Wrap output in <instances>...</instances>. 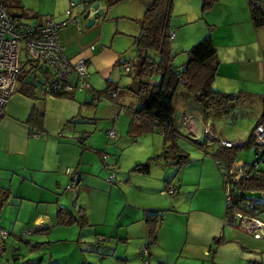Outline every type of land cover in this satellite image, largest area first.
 <instances>
[{
	"label": "crops",
	"instance_id": "obj_1",
	"mask_svg": "<svg viewBox=\"0 0 264 264\" xmlns=\"http://www.w3.org/2000/svg\"><path fill=\"white\" fill-rule=\"evenodd\" d=\"M88 1L90 0H79L77 2L80 4V7L77 11L73 9L71 12V16H76L77 23L69 22L62 26L59 30V39L64 45L66 55L70 59L74 60L79 57L87 59V69L92 89L102 90L109 88L115 91V88H113L114 80H112L115 66L118 65L121 68V61H126L130 58L122 54L121 49L114 48L113 44L110 43L111 41L109 42L108 40L109 37L104 34V18L107 16L106 14L97 18L91 26L86 27L84 25V19H82L78 12L82 9L84 3ZM256 1L259 2L261 8L264 10V0ZM68 2L67 0H37L31 1V6L29 7L23 5L28 10V15L38 17L37 21H43L48 15L61 17L62 15L57 13ZM249 2L250 0H217L207 10L202 12L200 7L201 0H173L171 27L175 31L173 37L176 38L179 36L181 40V46H177L180 49L189 47V45L210 31L217 49L216 57L218 61L217 75L213 81V87L225 92L241 91L243 93L255 94L258 96L257 101L261 105L262 95L264 93V26L256 27L253 24L249 12ZM147 4L148 0H140L139 2L132 3V6L127 5L126 8L133 7L141 10L145 9ZM124 5L125 3L119 5L118 9H126ZM11 16L16 17L14 14H11ZM112 16L116 18L119 15ZM66 18H59L58 21ZM30 19L33 18L30 17ZM91 44L93 48L89 47ZM26 60L23 61L25 65H23L22 61L19 65L12 92L8 97L7 103L3 106L0 115V154L3 157H15V155L25 156V166L28 169L30 165L27 159L31 155V140H35L37 137V139L41 140L39 143L44 144L41 155L42 166L37 168L44 172L39 179L41 183L49 188V182H55L58 188L66 190L68 189L66 185L69 184L72 177V174L70 172L68 173V170L72 168L79 170V180L75 188L68 189L70 194L67 195L69 197L73 196L76 191L80 192L87 188H97V182L103 180L102 175L104 171L99 165L94 164L98 161L95 157L90 159L86 154L94 149L91 145L92 140L89 139L92 133V127L86 126V123H95L97 125L99 117L96 110L87 107L88 102H84L82 97L76 96V90L73 91L71 96L50 95L51 97H45L46 95H43L42 92L40 93L41 87L44 83L50 82L54 78L41 69L39 62L32 61L26 63ZM26 66L28 67L25 69ZM102 78L105 79V84L103 87H100L99 81ZM74 79L75 75L72 73L66 80L74 81ZM127 88L132 92V86L130 84H128ZM253 89L256 92H251ZM114 99L116 100L115 104L124 103L120 102V100L118 101L117 92ZM181 103L183 102L179 97L175 106V125L176 122L181 121L180 112H186L195 116L192 122L195 129L202 126L201 122L204 120L199 119L198 117L200 116L196 117L193 111H184V104ZM189 105L190 107L193 106L191 104ZM114 107L115 105L113 107L109 106V110L111 111ZM114 121L116 120H113L112 123H116ZM122 123L123 121H118L120 127ZM112 127L114 128V126ZM154 132L159 133V142L157 143L159 145L152 142L154 144V151H157L160 146L162 151L164 136L161 132L153 130L142 134H154ZM115 136L109 137L107 132H105L104 136L99 135L100 143L105 139L107 142H105V145L102 144L101 149H95V151L104 162L105 160H103L101 155L102 152L107 154L106 158H109L108 155H116L115 152L120 147L114 163L104 162V165L109 166L111 164H117L118 162L124 165V160L129 162L128 165L132 164L133 161L131 158L128 160L127 155H123L121 152L123 146H119L120 139H118L117 144L114 143L112 147H109L110 139H113ZM127 136L132 141L135 140L128 133ZM114 140L112 141L114 142ZM105 149L113 151V153H109ZM207 153L212 154V152ZM214 159L218 167L219 162L216 158ZM240 161L242 160L239 159L235 165L242 164ZM152 167L153 165H151L148 172H140L146 177L133 176L127 173V177L124 180L123 190H120L122 194L125 191H132V189L138 192L133 199H130L127 195L125 199L128 202L125 203V209L128 206L133 207V209L138 207L143 208H141L142 214L137 213L138 216H132L131 211L125 212L127 215L122 217L120 223L118 222L117 230L120 232V230L124 229L121 240H127L130 237L127 226L134 221L141 222L140 228L145 227L148 236L145 222L146 215L152 210H158L162 217L160 220V228L164 226L168 232L169 239L168 241L165 240L161 252L157 249V246H153L152 249L146 246L149 250L146 259L151 255L150 258H156L157 262L166 258L172 264H264V235L261 238H254L236 226L223 223V217L227 212L226 210L229 211V209L227 208L225 197L224 211V187L219 181L213 163L208 162L204 165V168L214 177L213 188H216L218 203H212V205L209 204L207 198L204 199L201 196H198V202L196 204L184 200V191L182 185H180L181 183L176 186L173 184L175 191L173 193L168 192V194L174 196L176 194V198L170 199V202L169 200H165L162 192L167 187V184L172 183L171 179L173 176H166L167 172H164V170L162 174L159 173L160 176L149 175L151 172H154L150 171ZM103 168L108 170V167ZM218 169L222 173L221 168L218 167ZM124 172L126 173L125 170L121 173ZM138 172L136 171V173ZM132 177L135 182L132 180ZM23 179H26V177L23 176ZM64 180L66 183L65 187H63ZM192 184L196 188H202L201 176L197 181L192 182ZM127 188L129 189L127 190ZM180 192L182 195L177 196ZM193 192H195V189ZM148 196H153L154 200L149 202ZM1 197L2 195L0 193V200ZM20 197L23 198L22 196ZM205 200H208L206 202L208 206L203 203ZM165 203L170 204L171 207H163ZM248 205L252 207L250 204ZM248 205L246 207H249ZM59 206L65 207L77 217L78 212L69 208L65 203L59 202L57 208ZM253 208L258 213L257 208L255 206ZM164 210H169L170 214H172V216L168 217L169 219L166 223L163 222L165 218H163L165 216L163 214ZM232 210L234 211L233 208ZM232 210L230 209V211ZM85 215L86 223L91 225L98 223L93 212L87 211ZM173 216L179 222L180 220L182 221L183 227L180 224L179 227L175 226L176 223L172 221ZM30 220L35 225L44 224L42 225L44 226L42 229H44L47 227L45 224L47 222L45 221L51 219L48 214L39 212L31 217ZM103 222L105 224L107 223V217L103 218ZM178 235L183 238L181 237V244L176 247V241L173 236ZM217 238L219 239L217 240L218 243L216 242ZM157 239V243H159V237ZM56 262L59 261L51 258L45 264H56ZM64 264H72V262L67 260ZM144 264H149V258L147 259V263Z\"/></svg>",
	"mask_w": 264,
	"mask_h": 264
},
{
	"label": "rangeland",
	"instance_id": "obj_2",
	"mask_svg": "<svg viewBox=\"0 0 264 264\" xmlns=\"http://www.w3.org/2000/svg\"><path fill=\"white\" fill-rule=\"evenodd\" d=\"M2 1L9 14L17 15L23 10L22 8H24V6H20V4L14 0ZM21 1H23L22 3L25 6L29 7L31 6V1L37 0ZM78 1L79 0L68 2L67 0L68 4L62 7L59 13H57L62 16H53L55 20L58 21L59 18H66L68 16L66 13L67 9H74L77 11L80 7V4L77 3ZM139 1L140 0H120L109 4L106 12L107 16L104 18V34L109 37L108 40L109 42L111 41L110 43L113 44L114 48L121 49L122 54H125L127 58H131L135 55L133 35L137 34L139 31L140 25L138 19L142 18L144 9L140 10L133 7L126 8V6H132V3ZM72 2L74 3L73 6H71ZM124 3V8L126 9L119 10V5ZM111 15L119 16L115 18L113 16L111 17ZM30 17L33 19H30ZM37 18L36 16L17 17V19H22L24 22L36 21ZM171 41L173 44L172 51L174 53L172 63L174 66L179 67L187 58V54L184 50H187L194 43L189 45V47L180 49L177 48V46H181L179 36L176 38L173 37ZM19 57L22 63L28 58L24 44H20ZM23 65H25V62ZM27 67L28 66H26L25 69ZM126 72L124 64H121V68L116 65L112 77V80H114L113 88H115V93L117 92L118 94V101L124 102L123 104H115L116 100L110 95H105L95 101L93 99L92 90L85 88L76 89V96H80L84 102H88L86 106L95 109L99 117L97 125L95 123H86V126L92 127V133L89 139L92 140L91 145L94 147L93 150H90V153L86 154L90 159L95 157L98 161L94 164L99 165L104 171L102 175L103 180L97 182V188H87L80 192L76 191L73 196L69 197L67 195L70 194L68 189L75 188L79 180V170L72 168L68 170V173L72 171L73 174L69 184L66 185V188H68L66 190L58 188L55 182H49V188L41 183L39 179L44 172L37 168L42 166L41 155L44 144H40L39 142L41 140L37 139V137L35 140H31V155H29L27 159L30 165L28 169H26L25 166V156L15 155V157H3L0 154V185L9 187L10 190H12L10 196L0 204V264H45L47 260L51 258L62 262H56V264H64L67 260L71 261L72 264H144L148 255L141 256V251L144 247L148 246L152 249L153 246H157L160 252L163 249L165 240L168 241L169 238L167 235L168 232L165 230L164 226L160 228L161 221H159L157 226L154 243L148 241L149 237L147 236L146 228H140L141 222L134 221L127 226L130 234L127 240H121L124 229L120 230V232L117 230L118 222L120 223L122 217L127 215L125 212L131 211L132 216H138L137 213L142 214L141 208L143 207L133 209V207L128 206L125 209V203L128 202L125 199L127 195L130 199H133L138 193L133 189L132 191H125L124 194L120 191L123 190L122 186L124 185L127 173L133 176L138 175L140 177H146L140 172L136 173V171L131 170V168L136 162H144L147 160L148 156L157 154L161 151V146L158 147L157 151H154V144L152 143L155 142L157 144L159 142L158 132L139 135L134 141L127 136V125L132 107H138L140 105V100L134 91L130 92L127 88L128 84L132 86V89L137 88V81L133 75V70L129 73ZM154 76L152 78L155 79L156 76ZM104 84L105 79H100L99 86L103 87ZM251 92L256 91L253 89ZM45 97L51 96L47 94ZM257 99V95L246 93L241 95L239 99L230 100L227 106L218 107L211 112L204 111L202 107L196 105L194 102H190V104L193 105L192 107H190L187 102L181 103L184 104V111H193L196 117L200 116L201 118H198L204 120V123L210 126L212 130L210 131L202 126H199L198 129L188 126L184 114L180 112L181 121L176 122V127L181 134H178L175 139L176 146L186 151L193 160L178 171L172 164L164 162L153 164L150 171L154 172H151L152 174L150 173L149 175L160 176L159 173L162 174L164 170V172H167L166 176H173L171 179L172 183L169 185L176 186L181 183L180 185H182L184 191V200L196 204L198 202V196H201V198H207L209 204H217L216 188H213L214 177L204 168V165L208 162L214 164L217 176L223 187L224 177L216 166L213 155L207 152H212L219 144L224 143L225 140L241 143L246 142L262 108ZM114 105L115 107L110 111L109 106L113 107ZM121 105H123L124 110L122 109L119 111ZM117 110L118 115H116ZM113 120H116L114 121L116 123H112ZM118 121H123L121 127L118 125ZM112 126H114V128ZM108 128L116 132V136L113 138L115 140L113 142V139H110L109 147H112L114 143L117 144L118 139H120L119 146H123L121 152L123 155H127L128 160L131 158L133 161L132 164L128 165L129 162L124 160V165H121L119 162L109 166L104 165V162L114 163V159L118 156L120 151V147H118L115 152L116 155H108L109 158H106L107 154L102 152L101 155L103 160H105L104 162L95 151V149H101L102 144L105 145V142H107L105 139L100 143L99 135L104 136ZM171 139V137H168L167 142H171ZM195 141L203 142L206 150L202 147V144L198 145ZM105 150L109 153H113V151H109L108 149ZM236 155V161L233 163L234 166L248 163L255 158L254 146H241ZM239 159L242 160L240 161L242 164L235 165ZM103 167H108V170ZM123 170H125L126 173H121ZM73 175L77 179L75 185H72ZM23 176H25L26 179H23ZM200 176L203 187L196 188L192 182L197 181ZM132 180L134 181L133 177ZM65 184L64 180L63 187H65ZM70 185L71 187H69ZM128 189L129 188H127V190ZM194 189L195 192H193ZM162 194H164L165 200H169V202L170 199L176 198V194L175 196L168 194L166 188H164ZM254 194L259 195L261 193L255 191ZM180 195H182L181 192L177 196ZM148 197L149 202L154 200L153 196ZM208 200L203 201V203L206 204ZM214 201H216V203H214ZM59 202L65 203L76 212L79 206L84 207L85 213L87 211L94 213L98 223L91 225L79 221L66 223L58 222L56 215ZM220 204H222V202H220ZM206 205L208 206V203ZM223 205L225 211V189H223ZM164 206L171 207L168 203H165L163 207ZM39 212L49 215L51 220L45 221L47 222L45 224L48 228L45 227L42 229V227H44L42 225L44 224L37 223L41 225H35L31 222L30 218ZM257 212L259 215L256 214V216L264 222V210L258 209ZM163 214H165V216H163V218L165 217L163 222L166 223L169 219L168 217L172 216V214H170L169 210H164ZM104 217H107L106 224L103 222ZM172 221L176 223V227H179V224L183 227L182 221L180 220L179 222L175 216H173ZM257 230L262 235L256 238L263 237L264 233H262L261 229ZM4 231L6 232L5 235H3ZM157 237H159V243H157ZM173 237L176 241L175 246L178 247L181 244L182 236L178 235ZM145 242H147V244H145ZM150 257L151 255L148 257L149 264H172L166 258L157 262L156 258L152 259Z\"/></svg>",
	"mask_w": 264,
	"mask_h": 264
},
{
	"label": "trees",
	"instance_id": "obj_3",
	"mask_svg": "<svg viewBox=\"0 0 264 264\" xmlns=\"http://www.w3.org/2000/svg\"><path fill=\"white\" fill-rule=\"evenodd\" d=\"M14 1L18 2L20 6H24L21 0ZM116 1L120 0H107L108 5ZM216 1L201 0V11L204 12ZM22 9L20 14H14L16 19L17 17L30 16L25 6ZM249 12L256 27L264 26V10L258 1L250 0ZM172 13L173 0H148L142 18L138 19L139 31L133 35L135 55L126 60L131 64L128 72L133 70V75L137 81V88H133L132 91L137 94L140 100V105L131 110L127 133L133 139L144 132L153 130L161 132L164 136L162 151L148 157L144 162L134 164L131 168L133 171L148 172L151 165L162 162L172 164L178 171L191 161L188 153L176 146L175 139L178 134H181L175 125V106L179 97L183 103L194 102L204 111L211 112L218 107L227 106L230 100L239 99L241 95L246 94L241 91L225 92L213 87L218 61L217 49L210 31L187 50H184L187 58L179 67L173 65L174 53L171 41L173 36L171 32L174 29L171 27ZM27 62H32V60L27 59ZM41 69L47 72L42 67ZM154 75L156 76L155 79L152 78ZM97 91L102 95H110L111 92H115L109 88ZM72 93L73 91H62L54 95L71 96ZM261 106L259 117L253 128L264 123V93ZM168 137L172 138L171 142H167ZM195 142L198 145L202 144L203 148L205 147L203 142ZM244 145L254 146L255 158L244 163L240 169L245 171L244 177L231 183L230 200L226 198L229 211L226 210L225 215L228 213L232 215L236 210L245 214L256 215L258 213L253 208L254 206L257 210L264 209V140L263 143H257L251 130L245 143L236 146L222 143L212 151V154L220 163H218V167L221 168L224 175L236 161L239 147ZM255 191L261 194L255 195ZM0 193L2 195L0 204H2L8 198L10 188L0 185ZM77 212L76 217L65 207L59 206L56 218L58 222L79 221L86 223L84 208L79 206ZM161 218V213L158 210H152L146 215L145 222L150 242L154 241ZM217 240L219 239L217 238L216 242Z\"/></svg>",
	"mask_w": 264,
	"mask_h": 264
},
{
	"label": "built area",
	"instance_id": "obj_4",
	"mask_svg": "<svg viewBox=\"0 0 264 264\" xmlns=\"http://www.w3.org/2000/svg\"><path fill=\"white\" fill-rule=\"evenodd\" d=\"M99 2L101 7L104 9L108 8L106 0H100ZM73 5L74 3L72 2L71 6ZM71 12V9H67L66 13L68 14V18L62 21H57L52 15H48L43 21L36 20L24 22V20L16 19L11 16V14L7 12L3 1L0 0V115L16 81V74L21 63L19 57L20 44H24L25 46L28 55L27 59L39 62L40 66L47 70L54 78L52 81L42 85L41 92L43 95H54L62 91H74L78 88H85L92 90L93 99L95 101L105 96L91 87L87 69V59L83 57L74 60L70 59L64 51V45L60 42V28L69 22L77 23L76 17L71 16ZM174 34L175 31H172L171 35L174 36ZM89 47L93 48V45L91 44ZM122 64H124V68L128 72L131 68L130 62L122 61ZM72 73L75 75L74 81L66 80ZM110 96L115 98L116 93L111 92ZM122 109L124 110L123 105H121L119 111ZM183 114L188 126L193 127L192 122L195 116L186 112ZM116 115H118V110ZM201 125L210 131L212 130L204 121L201 122ZM252 133L257 143H263L264 123L256 125L252 129ZM107 135L113 137L115 136V131L109 129ZM224 144L236 146L242 143L225 140ZM243 165L244 164L240 166L232 165L223 175L225 197L227 200H230L231 197V183L245 175V171L240 170ZM70 173L73 174L72 171H70ZM72 180V185H75L77 179L74 175ZM69 187H71V185ZM174 191V186L168 185L166 187V192L173 193ZM223 223L236 226L255 237L262 235L257 229H261L262 233H264L263 221L256 215L245 214L240 210H236L232 215L229 213L226 214L223 217ZM5 234L6 232L4 231L3 235ZM148 252V248L144 247L141 251V256L143 257L148 254ZM145 263H147V259H145Z\"/></svg>",
	"mask_w": 264,
	"mask_h": 264
},
{
	"label": "water",
	"instance_id": "obj_5",
	"mask_svg": "<svg viewBox=\"0 0 264 264\" xmlns=\"http://www.w3.org/2000/svg\"><path fill=\"white\" fill-rule=\"evenodd\" d=\"M99 1L100 0H90L85 2L82 9L78 12L82 19H84V25L86 27L91 26L94 24L97 18H100L106 14L107 8L104 9L101 7Z\"/></svg>",
	"mask_w": 264,
	"mask_h": 264
}]
</instances>
